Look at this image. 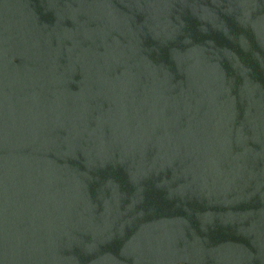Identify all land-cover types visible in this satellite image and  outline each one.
<instances>
[{"label":"water","instance_id":"obj_1","mask_svg":"<svg viewBox=\"0 0 264 264\" xmlns=\"http://www.w3.org/2000/svg\"><path fill=\"white\" fill-rule=\"evenodd\" d=\"M0 264H264V0H0Z\"/></svg>","mask_w":264,"mask_h":264}]
</instances>
